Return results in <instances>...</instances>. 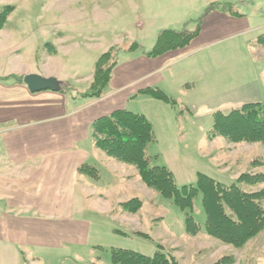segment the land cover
<instances>
[{"label":"crops","instance_id":"0c3cea01","mask_svg":"<svg viewBox=\"0 0 264 264\" xmlns=\"http://www.w3.org/2000/svg\"><path fill=\"white\" fill-rule=\"evenodd\" d=\"M66 1L60 0L61 3ZM140 1L143 8L132 16L135 23L130 24L140 31L116 36L108 43L101 35H85L90 29L89 19L83 16L80 21L77 17L62 18L53 23L54 40L48 43L53 50L46 55L44 52L49 61L47 68L43 66L45 62L41 63L42 56L35 53L39 65L28 67L29 59L23 62L16 59L11 66L8 64L9 70H3L5 76L0 83V264H49L58 254L96 264L100 260L96 251L105 247L100 234L91 227H97L96 222L103 219L113 226L120 220L118 215L132 222L140 211L142 205L135 214L123 208L117 217L112 213L123 202L134 197L139 199L138 195L129 198L123 193L133 184L143 183L134 169L106 156L95 146L92 130L97 118L119 109L143 114L152 125L155 142V122H159V115L173 122L177 107L200 118L264 101V43L259 42L264 39V24L253 26L249 18L252 13L233 11L229 1H211L208 6L212 3L217 6L204 15L190 43L150 57L148 54L162 29L181 30L179 28L184 26L194 31L197 28H192L195 21L188 15L191 0ZM130 2L138 8L136 3ZM54 8L64 9L57 1ZM140 17L149 22L152 29L150 35L147 32L142 38L135 34H144L147 30ZM92 19L99 22L105 18L94 12ZM79 22L84 27L82 34L79 32L82 45L101 53L82 76L66 73L56 59L58 51L68 52L81 45L76 39L68 41L65 36L75 28L78 31ZM128 24L129 19L126 27H130ZM112 29L113 33L119 30L115 23ZM121 30L125 31L123 27ZM133 44L135 47H131ZM3 45H0V56L8 61V47ZM111 49L116 50V58L108 84L100 97L87 96L95 62ZM13 51L16 55L19 52L18 49ZM28 73L52 76L62 82V89L32 93L22 80ZM82 81L87 85L85 90L79 91L75 84ZM71 85L77 91L67 88ZM153 88L170 97L174 104L164 103L144 92ZM190 106H197L199 114H194ZM157 154L148 155L155 160ZM133 176L134 179H130ZM131 225L134 227L135 223ZM112 231L118 232L113 227Z\"/></svg>","mask_w":264,"mask_h":264},{"label":"rangeland","instance_id":"374dc122","mask_svg":"<svg viewBox=\"0 0 264 264\" xmlns=\"http://www.w3.org/2000/svg\"><path fill=\"white\" fill-rule=\"evenodd\" d=\"M56 1L59 2L61 8H64L63 10L54 8ZM130 1L136 3L138 8L131 5ZM130 1L67 0L66 3H61L60 0H0V16L4 13L6 15L9 14L3 21V25L0 26V45L4 43L5 47H8L7 57H9L7 61L0 56V83L4 80L3 76H5L3 70H9L8 64L11 66L13 60L16 59L22 62L25 59H29L30 61L28 60L27 62L30 65L27 64L28 67L34 66V64L36 66L40 62L35 56V53H37L42 56L41 63L45 62L43 66L47 68L49 61L45 59L44 52L46 55L53 50L49 45L54 40L53 23L60 21L62 18L75 19L77 17L80 21V17L83 16L89 19L90 29L89 32H85V35H101L108 43L113 42L116 36L140 31L139 27L136 28L135 25L131 26L130 24L133 22L132 16L137 15L139 11L141 12L140 8H143V5L140 0ZM211 1L214 0H191L189 2L192 8L189 10L190 13L188 15L190 16L189 18H193L195 21L191 24L192 28L195 29L197 24L199 26L202 24L205 10ZM221 1L226 3L229 1V4L233 5V11L252 13V17L249 16V18L250 22L253 21V26L264 24V0ZM242 3L244 4L242 5ZM9 6H11V9H8ZM94 12L96 14L101 13L105 19L99 22L94 21L92 19ZM128 19V26L130 25V27H126ZM139 20L144 21L142 17ZM121 21L123 23H120ZM114 23L119 29L115 33H113L112 29ZM148 23L145 22L147 30L144 34L135 33L137 36L139 35L138 38L145 37L147 32L148 35L152 33L151 26L149 27ZM77 26L78 31L75 28V31L70 30L65 33V36L68 41L76 39L75 41L81 45L72 47L68 52L58 51L56 59L59 60L62 69L66 73H75L82 76L91 69L94 61L101 53L91 51L85 48V45H82L84 42L82 39L80 40L79 32L82 34L84 27L80 22ZM191 26L187 28L190 29ZM121 27L125 31L122 32ZM183 27L179 28L181 29L179 32H190ZM131 47H135V45L133 44ZM16 49L19 50L17 55L13 51ZM108 53H110L108 57H105V59H108L103 60L109 64L110 60L116 58V50H108ZM33 56L35 57L33 58ZM22 71L23 68L20 73ZM6 79L10 80L9 77ZM16 79L20 80V78ZM86 85L82 81L80 84H75V87L82 91ZM75 87L71 85L67 88H74L77 91ZM259 103L261 109H264V101ZM190 107L194 114H199L197 106ZM180 110L179 107L174 110L176 111V116L173 115L175 118L173 122L167 120L166 116L159 115V122H155L156 140L147 147L149 155L158 153V157L153 160L152 165L169 167L178 187L181 185H195L198 173L209 175L224 185L225 188L237 183V178L241 174H264V145L249 142L230 143L221 137L209 138L208 133L213 124L211 115L197 118L185 109L183 111ZM131 169L136 172L135 168ZM130 179H134V176ZM241 184L248 193L255 194L257 191L264 190V181L251 186L244 183ZM137 185L133 184L132 187L126 188L123 193L127 194L129 198L138 195L142 203L141 209L139 208L140 211L137 214L133 213L135 218H132V222L118 215L120 220H116L113 226L108 225L103 219V221L96 222L98 224L97 227H91L93 231L95 230L96 233L100 234V240L103 241L105 247L101 251H96L97 254L95 255L100 257V260L97 263L95 262L96 264H115L110 260L109 250L113 246L139 251L146 256L162 250L165 254L172 255L180 264H264V225L241 248L224 244L218 239L216 240L207 235L204 231L205 213L202 211L201 196H198L193 199L192 217L196 224L201 227V230L191 236L187 234L185 228V211L146 185ZM259 202L261 204L260 209L264 211V199ZM122 208L124 209L123 204L113 210V215L117 217ZM134 223L135 225L132 227L131 224ZM138 226L141 228L135 229ZM112 227L116 228L118 232H111ZM159 244L161 247H158ZM71 257L67 256L66 258L65 255L58 254L53 256L52 261L50 260L48 263L86 264L83 261L73 260Z\"/></svg>","mask_w":264,"mask_h":264},{"label":"trees","instance_id":"16d2710c","mask_svg":"<svg viewBox=\"0 0 264 264\" xmlns=\"http://www.w3.org/2000/svg\"><path fill=\"white\" fill-rule=\"evenodd\" d=\"M216 6L217 4L212 3L204 14ZM6 17L5 13L0 16V26ZM200 27L197 24L196 30L185 33L176 29H162L148 55L159 56L174 48L185 47L194 39ZM261 40L259 42L264 43V39ZM109 54L108 51L104 52L95 62L94 78L85 93L87 96L100 97L108 84L115 66V59L106 63L108 58L105 57ZM144 92L159 101L174 104L170 97L156 88ZM212 117L209 138L221 137L230 143L264 145V109H261L259 102L247 103L226 113L216 111ZM92 135L95 146L106 156L135 168L138 179L144 185L186 212L185 228L188 235L193 236L201 230L192 217L193 199L198 196H201L202 211L205 213L204 231L224 244L241 248L263 227L264 211L260 209L259 201L264 199V190L255 194L248 193L241 183L256 185L264 181V174H241L237 183L225 188L212 177L198 173L195 185L178 187L169 167L152 165L153 158L147 154V147L154 141L152 125L145 115L133 111L119 109L97 118L93 122ZM89 173L95 175L92 171ZM122 204L125 211L135 213L142 203L134 197ZM109 251L110 260L115 264H180L172 255H167L162 250L148 256L126 248L113 247Z\"/></svg>","mask_w":264,"mask_h":264},{"label":"water","instance_id":"95a60500","mask_svg":"<svg viewBox=\"0 0 264 264\" xmlns=\"http://www.w3.org/2000/svg\"><path fill=\"white\" fill-rule=\"evenodd\" d=\"M22 80L26 84L28 90L32 93L48 90L59 92L62 89V82L52 76L44 77L36 73H28L24 75Z\"/></svg>","mask_w":264,"mask_h":264},{"label":"bare ground","instance_id":"6f19581e","mask_svg":"<svg viewBox=\"0 0 264 264\" xmlns=\"http://www.w3.org/2000/svg\"><path fill=\"white\" fill-rule=\"evenodd\" d=\"M62 87V86H61Z\"/></svg>","mask_w":264,"mask_h":264}]
</instances>
